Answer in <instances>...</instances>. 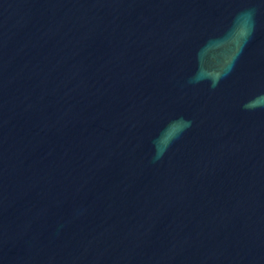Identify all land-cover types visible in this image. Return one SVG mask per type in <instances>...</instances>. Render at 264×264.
Masks as SVG:
<instances>
[{
    "label": "water",
    "instance_id": "1",
    "mask_svg": "<svg viewBox=\"0 0 264 264\" xmlns=\"http://www.w3.org/2000/svg\"><path fill=\"white\" fill-rule=\"evenodd\" d=\"M0 264H264V0H0Z\"/></svg>",
    "mask_w": 264,
    "mask_h": 264
}]
</instances>
